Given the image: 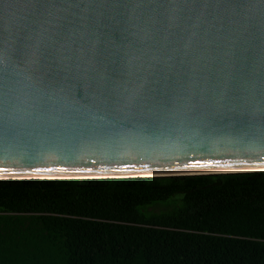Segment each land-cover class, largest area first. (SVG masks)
<instances>
[{"label":"water","instance_id":"95a60500","mask_svg":"<svg viewBox=\"0 0 264 264\" xmlns=\"http://www.w3.org/2000/svg\"><path fill=\"white\" fill-rule=\"evenodd\" d=\"M264 170V0H0V178Z\"/></svg>","mask_w":264,"mask_h":264},{"label":"trees","instance_id":"16d2710c","mask_svg":"<svg viewBox=\"0 0 264 264\" xmlns=\"http://www.w3.org/2000/svg\"><path fill=\"white\" fill-rule=\"evenodd\" d=\"M0 264H264V170L0 178Z\"/></svg>","mask_w":264,"mask_h":264}]
</instances>
